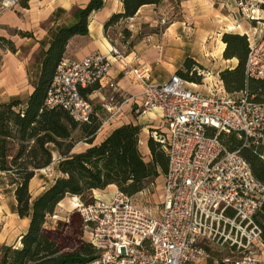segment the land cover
Masks as SVG:
<instances>
[{
	"label": "built area",
	"instance_id": "2783aa9c",
	"mask_svg": "<svg viewBox=\"0 0 264 264\" xmlns=\"http://www.w3.org/2000/svg\"><path fill=\"white\" fill-rule=\"evenodd\" d=\"M19 0H1L0 12ZM237 13L250 25L246 74L264 81V0H232ZM111 55L124 56L114 45ZM112 62L100 53L83 60L64 56L47 89L48 110L67 111L75 122L86 123L94 106L84 91L108 90L104 96L108 119L100 132L132 103L131 112L143 116L159 112L161 142L168 153L159 214L153 215L116 190L109 198L77 202L87 242L97 257L77 264H199L209 256L207 243H217L243 254L224 264H264L258 248L264 246L255 216L264 206V183L259 181L239 150H230L222 136L245 138L264 147V102L248 92L229 94L218 75L203 94L186 88L177 73L155 83L147 64L125 70L142 90L130 95L111 80ZM213 80L211 73H204ZM155 130V131H157ZM153 132V137L158 138Z\"/></svg>",
	"mask_w": 264,
	"mask_h": 264
},
{
	"label": "trees",
	"instance_id": "16d2710c",
	"mask_svg": "<svg viewBox=\"0 0 264 264\" xmlns=\"http://www.w3.org/2000/svg\"><path fill=\"white\" fill-rule=\"evenodd\" d=\"M29 0H19L22 7ZM109 0H89L85 8H78L68 25H56L52 40L37 63V75L30 83L34 90L27 99L14 98L0 103V175H5L15 187L16 214L20 219H29L27 231L21 236L20 246L0 245V264H77L96 259L97 252L89 243L78 244L72 251L59 242L58 228L46 229L48 216H54L60 203L66 198L79 199L84 204L94 200L95 191H105L110 186L135 196L149 186H155L168 171V153L158 138L151 136L148 147L151 161L146 162L141 150L143 127L128 124L113 130L101 143L96 144L104 117L94 108L90 119L83 124L75 122L62 109L48 110L45 106L47 89L56 68L65 56L69 41L75 36L89 35L93 13L101 11ZM180 3L182 0H175ZM164 0H121L122 12L113 13L105 23V35L114 46L116 30H122V43L129 53L135 46L127 23L147 6H160ZM225 60H237L234 67L221 70L220 80L229 94L248 92L258 101H264V81L250 79L246 74L249 43L246 35L225 33ZM0 47L16 53L14 45L0 38ZM129 55V54H128ZM124 56V55H123ZM2 56L0 54V69ZM195 63L187 61L185 67L192 70ZM185 81L183 72H176ZM194 83V79H190ZM98 89L83 92L89 98ZM221 140L230 150H239L249 162L255 177L264 183V147L246 144L245 138L236 135L222 136ZM81 143L88 148L75 152ZM60 154L58 171L61 174L37 199L30 192V182L37 172L49 168L53 162V151ZM264 243V206L255 216ZM57 222L56 226L62 225ZM1 233V226H0Z\"/></svg>",
	"mask_w": 264,
	"mask_h": 264
},
{
	"label": "crops",
	"instance_id": "0c3cea01",
	"mask_svg": "<svg viewBox=\"0 0 264 264\" xmlns=\"http://www.w3.org/2000/svg\"><path fill=\"white\" fill-rule=\"evenodd\" d=\"M231 1L229 3L226 0H182L177 3L175 0H164L160 6L142 8L133 19L128 21L127 26L133 28L134 33L137 34L143 26L155 29L161 25L160 32H155L156 29L152 30L154 32L147 35L136 46L134 52L125 55L122 61H119L111 55L112 44L105 35L104 26L113 13L122 12L123 5L121 0H109L101 11L92 14L89 35L75 36L69 41L65 56L74 60H83L94 53L102 54L112 62L111 80L118 83L130 95L135 96L140 93V88L130 80L131 77L126 75L125 70L129 67L135 68L140 63L147 64L152 70L155 83L161 84L167 81L176 73L165 67L164 64L172 66L173 61L169 58H179L174 49L176 45L179 46L178 42H175V39H180L179 31L185 33L187 30H191L192 27L190 26H193L202 42L207 41L208 37L214 34H218L221 39L222 31H229L224 28L229 27L232 23L238 29L243 28L248 31L251 25L247 21L242 23V21L236 20L237 10ZM88 3L89 0H29L28 6L22 7L18 1L13 8L0 12V38L10 41L16 48V53H12L0 47V54L3 58V65L0 71V103L8 102L14 98L27 99L29 97L34 90L29 76V65L32 59L37 54H43L47 50L52 40L51 32L53 28L56 25H68L76 10L85 8ZM161 20H167L168 24L162 27ZM231 33L240 34L237 30ZM213 42H208L209 50L212 52L207 54L206 57L205 55L202 57H223L225 49V47H222L223 43L219 50L214 52ZM152 63L157 64L154 71L160 68L166 74V80L161 81L160 75L153 73ZM226 68H229V66L224 69ZM107 93L108 90L103 89L94 92L89 97L90 100L100 98L101 102L95 108L101 115L104 112L110 115L104 101V96ZM131 105L132 103H129L124 106L125 113L116 116L109 123L108 129L98 134L95 141L96 144L103 142L113 130L128 124L145 126V128L150 129H158L161 126L159 112H149L139 116L131 112ZM156 122L158 127H155L157 125H148V123L157 124ZM145 145L146 147L148 146L147 142ZM87 148V144L81 143L76 146L75 152L80 153ZM53 158V164L49 168L37 172L34 179L30 182V192L34 200L40 197L61 176L58 171L60 154L56 150L53 151ZM40 174H45V177L50 180L45 181L43 185H39L38 189L36 188V185H38V183L36 184V179ZM0 176L8 179L5 175ZM116 190L115 186H110L105 191H95L94 195L106 199L110 196L108 193H114ZM18 219L25 223V229L12 244H7L9 246H20L21 236L28 229L29 219H20L19 217ZM45 228L51 229L46 226ZM262 257H264L263 254H258L260 260L264 259ZM226 260L229 259L224 261Z\"/></svg>",
	"mask_w": 264,
	"mask_h": 264
},
{
	"label": "rangeland",
	"instance_id": "374dc122",
	"mask_svg": "<svg viewBox=\"0 0 264 264\" xmlns=\"http://www.w3.org/2000/svg\"><path fill=\"white\" fill-rule=\"evenodd\" d=\"M230 3L231 0H226ZM232 3V1H231ZM232 11V9H230ZM236 20L242 21V23L246 22V20L239 14H236ZM163 26L165 27L166 24H168L167 20H161L160 21ZM239 24V23H238ZM233 27H236L233 23L230 25ZM240 26V24H239ZM191 30H187L185 33L179 31L178 34H180V39H175V42H178L179 46L176 45L174 47L177 56L179 58H169L172 59V66H169L168 64H164L165 67L170 68L172 72H183V76L188 80L186 88L193 91H198L203 94L209 93V86L212 82L217 81V77L220 73V70H224L226 66L234 67L237 64V60H225L224 57L222 58H204L202 56L209 54V41H214V52H217L219 48L222 46V38L218 36V34H214L210 37H208V40L205 42H202L198 38V33L195 32L196 29L193 26ZM161 25L155 29H150L148 26H143L142 29L139 31V33L135 34L133 28H128L130 30L133 37H131L130 40L135 41V46L132 49V52L136 50V46L143 41V39L149 35L150 33L154 32L152 30H155V32H160ZM225 30H228V27L224 28ZM238 31L240 32V35H243L245 30L243 28L238 29L237 27L234 28L232 31ZM122 30H116L114 34L115 39V46L118 48L120 53L122 55H128L130 54L128 51L127 45L122 43ZM232 31H226L225 33H231ZM222 34V36H223ZM224 52V51H223ZM42 53L37 54L32 59L31 64L29 65V76L32 80L36 78L37 75V63L39 62V59L41 57ZM209 56V55H208ZM166 59V58H165ZM191 60L195 63L194 68L192 70H187L185 67V64L187 61ZM3 65V58L1 61V69ZM157 64L152 63L153 73L155 72L156 75H160L161 81H164L167 79L166 74L159 68L156 71H154ZM0 69V71H1ZM211 73L213 80H211L209 77H206L203 75L204 73ZM194 79L195 82L192 83L189 80ZM139 91H142L139 89ZM92 105L98 106L100 101V98L92 99L90 100ZM264 102V101H263ZM102 116L105 119L109 118V115L104 112L102 113ZM158 122V121H157ZM156 122V123H157ZM109 125V124H108ZM108 125L106 126L105 130L108 129ZM149 126H155L158 127V123H148ZM157 129H150L143 127L141 134V143H140V150L141 153L145 159L146 162L151 161V152L149 150V147L147 148L145 143L147 142L151 136L153 135V132ZM232 136V135H230ZM230 136H227L230 137ZM238 137V136H237ZM147 138V139H146ZM239 138V137H238ZM246 143L244 142V146ZM50 175L49 173H47ZM52 179V178H51ZM50 180L49 178L45 177V174H40L36 179V188L39 187V185H43L45 181ZM162 184H163V177H160L155 186H149L148 189L144 190L143 192L133 196V201L138 206L147 209L150 211L153 215H158L160 211V202H161V193H162ZM39 189V188H38ZM15 187L11 186L8 179H5L4 177L0 176V226H1V234H0V245H7L12 244L16 239H18L20 233H22L25 229V223L21 222L18 219V216L16 214V199H15ZM35 191V190H34ZM33 191V192H34ZM38 191V190H37ZM112 193H108V195H111ZM93 196H95L93 194ZM110 197V196H109ZM82 203L79 199L74 198H66L61 204H59L56 214L54 216H48L46 218V227H49L51 229L58 228L56 232L57 237L59 238V242L66 246V251H72L74 250L78 244L81 243H88L87 238L84 233V225L81 219V216L77 209H74L75 203ZM84 204V203H83ZM57 222H62L63 224L60 226H56ZM206 252L209 256V258L201 262L199 264H224L223 261L225 259H229L230 261H233L235 259H238L242 256L243 251L232 249L229 246L221 245L217 243H209L205 247ZM258 254L264 255V246H260L258 248ZM264 258V257H262ZM264 261V259H263Z\"/></svg>",
	"mask_w": 264,
	"mask_h": 264
},
{
	"label": "bare ground",
	"instance_id": "6f19581e",
	"mask_svg": "<svg viewBox=\"0 0 264 264\" xmlns=\"http://www.w3.org/2000/svg\"><path fill=\"white\" fill-rule=\"evenodd\" d=\"M233 29H234L233 26H229V27H228V30H229V31H232ZM222 47H225V44H224V43H223V46H222ZM60 204H61V203H60ZM75 204H76V203H75ZM75 204H74V208H75V206H76ZM45 224H46V223H45Z\"/></svg>",
	"mask_w": 264,
	"mask_h": 264
}]
</instances>
